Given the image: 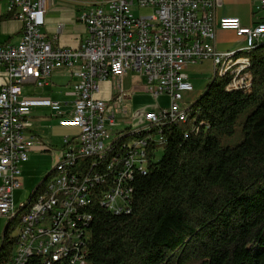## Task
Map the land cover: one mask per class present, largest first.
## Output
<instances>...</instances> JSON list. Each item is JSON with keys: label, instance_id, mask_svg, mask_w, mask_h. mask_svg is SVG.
Instances as JSON below:
<instances>
[{"label": "built area", "instance_id": "1", "mask_svg": "<svg viewBox=\"0 0 264 264\" xmlns=\"http://www.w3.org/2000/svg\"><path fill=\"white\" fill-rule=\"evenodd\" d=\"M216 2L90 1L77 18L86 29V39L78 49H63L53 48L41 32L48 0H8L7 13H12L22 27L17 45H0V68L7 74V82L0 87V217L15 207L13 194L21 188V167L34 148L35 139L28 134L33 109L49 108L58 117L59 127L75 130L62 139L52 164L74 161L75 170L55 179L31 215L18 225L21 238L5 264H90L83 260V253L88 252L95 210L102 208L114 216L130 214L134 196H129V189H135L138 177L147 175L150 162L156 161L158 150L164 147L126 141L125 145L136 144L137 152L125 154L122 147V154L115 159L122 160L118 173H110L111 163L102 171H94L95 162H88V154H98L112 137L115 117L108 112V103L120 106L124 102L122 80L126 74H141L148 95L167 101L166 107L146 111L141 125L160 121L168 126L169 117L180 116L184 94L193 91L187 66L213 65L224 52L214 46L217 29L235 32L244 39V47L264 37V0H257L255 9L260 17L248 27L238 18L224 17L215 22L212 11ZM134 7L151 13L135 17ZM61 29L57 26L56 33ZM56 71H66L76 80L70 114L62 113L57 102L23 95L26 84L43 88ZM250 77L247 74L232 84L248 83ZM108 81L113 82L114 89L106 101L97 94L100 85ZM151 137L166 138L161 133ZM142 151H149V158H142ZM103 177H110L109 187H102ZM107 190H117V199H107L91 211H80V203L88 196L96 192L106 196ZM70 210H79L78 231H71ZM83 214H90V222H83Z\"/></svg>", "mask_w": 264, "mask_h": 264}, {"label": "trees", "instance_id": "2", "mask_svg": "<svg viewBox=\"0 0 264 264\" xmlns=\"http://www.w3.org/2000/svg\"><path fill=\"white\" fill-rule=\"evenodd\" d=\"M11 18L12 13H7L0 21ZM212 66L213 76L220 80L208 84L195 102L197 119L192 127L182 110L181 120L169 119L168 126L149 124L144 131L115 138L102 155L88 158L95 162L94 171L112 163L110 173H118L122 160L115 159L123 146L125 154L132 149L134 144L122 145L130 137L145 146H164L161 157L150 162L147 175L138 177L135 189H129V196H134L130 214L114 216L102 208L95 210L83 260L90 264H264V39L225 53ZM247 74H251L248 83L232 84ZM158 133L166 138L151 137ZM144 152L149 158V151ZM55 165L23 206L37 198V190ZM109 186L110 177H103L102 187ZM102 193L90 196L80 211L102 205ZM16 216L17 211L6 218L0 264L8 261L17 240L8 236ZM83 217V222H90V214ZM73 218L78 231L79 212Z\"/></svg>", "mask_w": 264, "mask_h": 264}, {"label": "crops", "instance_id": "3", "mask_svg": "<svg viewBox=\"0 0 264 264\" xmlns=\"http://www.w3.org/2000/svg\"><path fill=\"white\" fill-rule=\"evenodd\" d=\"M90 1L83 0H48V10L45 13V23L41 28V32L47 37L53 48L63 49H78L82 42L86 39V29L78 21V16L82 12ZM8 0H0V18H3L7 14ZM257 0H217L216 6L212 11L213 20L216 22L221 18H238L243 27H248L258 20L260 14L256 12ZM61 25L62 29L60 33H56L57 26ZM21 24L13 19L0 21V45H17L21 38ZM215 48L218 51H224L222 53L238 52L249 48L251 44L244 47V39L236 36L235 32L227 30H216V41L214 43ZM212 71V64L210 62L198 63L188 65L186 72L188 74L189 82L194 77H208ZM127 76V74H126ZM126 76L122 80V86L127 85ZM75 79L71 78L66 71H56L52 74L49 83L43 88L45 92H38L43 88H37L32 84H26L23 87V95L28 97L47 98L51 101L57 102L61 105V111L64 114H70L72 106L75 100V93L73 85ZM7 82V74L3 68H0V87ZM113 82L108 81L100 85V92L97 97L103 100H109L113 92ZM35 90V91H34ZM126 95V92H125ZM127 99V100H126ZM131 103H136V94L125 97L126 103L130 100ZM128 101V102H127ZM150 108L147 111L157 110ZM31 128L28 134L33 136L35 144L33 150L28 154V161L21 167V188L16 190L13 194V202L15 208L19 204H22L27 200L33 191L41 184L45 178L47 172L50 170L55 156L60 149V145H49L46 141L53 140V137L45 138L34 131L32 128L38 127L44 132L50 130L53 131H66L70 129L61 128L58 126V117L55 112L49 108H35L31 112ZM36 119H42L41 121H35ZM67 132V131H66ZM70 132V131H69ZM74 133H71V135ZM62 139V138H61ZM60 139V142H61ZM62 143V142H61ZM39 156H47L49 161L42 168L39 169L40 183L34 185L24 200L18 204L15 203L14 197L21 192L22 186L26 185V180L22 181L25 174L32 169L30 166L31 159ZM4 228V218L0 217V238Z\"/></svg>", "mask_w": 264, "mask_h": 264}, {"label": "rangeland", "instance_id": "4", "mask_svg": "<svg viewBox=\"0 0 264 264\" xmlns=\"http://www.w3.org/2000/svg\"><path fill=\"white\" fill-rule=\"evenodd\" d=\"M132 13L135 17H140V16H146L150 14V10L147 9H141L138 7L132 8ZM213 66H212V71L210 72L208 77H194L191 79V85L193 87V91L191 93H186L184 94L183 102H182V110H186L189 119V125L192 127L194 123L196 122V108L194 106L195 102L202 97L206 91H207V86L208 84L214 83L215 81L220 80L219 78H215L213 76ZM127 85H124V92H126L127 96H132L133 94H136V103L133 104L131 103V100L126 103V100L120 105V106H115L113 103H108L109 105V110L108 112L112 113L115 117V126L112 129L110 135L112 137L108 138L107 144L105 146H108L112 140L115 138H124L127 135L131 133H138L140 131H144L149 127V124L146 125H141L143 122V115L145 112L150 109H156L158 107H166L167 101L166 98L162 97H151L148 95V91L146 89V81L144 76L138 73L134 72H128L126 76ZM35 91V90H34ZM46 89L43 88L39 90L38 92H45ZM125 95V97H126ZM32 118H30L31 120ZM42 120V119H41ZM40 119H36L35 121H41ZM129 124L132 125V127L129 126ZM38 127L32 128L34 131L39 133L40 135L43 136L45 135V138L53 137V140H47L46 142L49 145H60L59 148L54 149H60L62 146V139L65 136H70L71 133H75V130H64V131H53L51 132L50 130L44 132L42 129ZM117 132V133H116ZM154 136V134H151ZM62 138V139H61ZM155 138V137H154ZM61 139V142H60ZM130 141H133L132 138L130 137ZM125 144L122 142V145ZM129 147L132 146V144H127ZM162 155V151L158 150L156 158L159 159ZM30 166L32 169L28 171V174L24 173V176L22 178V181H27L26 185L22 186L21 192L14 197L15 203L18 204L20 201L24 200V198L27 196L31 188L40 183V173L38 172L40 168H42L45 164L48 163L49 159L47 156H39L37 158L31 159L30 160ZM56 163H54L55 165ZM51 166L50 170L53 168ZM49 170V171H50ZM54 172H51L49 176L45 179L44 185L37 190V194L40 193L43 188L47 186V184L50 182V180L53 178ZM32 202V200H31ZM31 202L21 210L19 213H17L16 218H14L13 222L9 225V230H8V236L9 237H16L19 233V219L25 214L26 209L31 205ZM20 204L17 206L19 207ZM19 211V210H18ZM17 211V212H18ZM7 224L6 218H4V228ZM3 228V230H4ZM2 236L3 232L1 234L0 238V246L2 242ZM13 251V249H12Z\"/></svg>", "mask_w": 264, "mask_h": 264}, {"label": "bare ground", "instance_id": "5", "mask_svg": "<svg viewBox=\"0 0 264 264\" xmlns=\"http://www.w3.org/2000/svg\"><path fill=\"white\" fill-rule=\"evenodd\" d=\"M261 39H264V37H259V39H257V41L261 40ZM225 57V53H221L219 55V59H216L215 62L213 63L214 67L220 62V60L222 58ZM178 117L180 120L182 119L183 117V114L180 113V116H175V117H169V119H174ZM160 121H151L149 124H159ZM160 141V140H159ZM160 144V142H159ZM140 146H145V142H140ZM105 147H103V149L98 152V154H88V158H92V157H97L98 155H102L104 152H105ZM137 152V145L134 144L132 149L128 151L127 154H132V153H136ZM142 158H145V152L142 151ZM110 165V164H109ZM108 165V166H109ZM75 162L74 161H67V162H60V163H56L55 167H54V170L52 172H54V176L53 178L50 180V182L47 184V186L45 188H43V190L38 193L37 195V198L34 199L32 202H31V205L26 209V212L25 214L19 219V225L21 224L22 221H24V219L26 217H28L29 215H31V212L34 210V208L36 207V204L41 200V198L43 197V195H45L46 191L48 190V188L50 186H52L53 182L55 179H58L59 176L61 175H66L67 173H72L74 172L75 170ZM112 168V163L110 165V169ZM101 193V192H100ZM102 195H104L102 193ZM101 195V196H102ZM90 196H88L87 200L85 202H81L80 203V209L82 206H85L89 201ZM107 199H117V190H107L106 192V196H102L99 200L101 202L102 205H104V203H107ZM91 202V201H90ZM26 206V205H25ZM25 206H23L22 204H20L19 207L17 208H12L11 211L8 212V215H6L4 218H10L12 217V215L14 213H16V211H18L17 213H19L21 210H23L24 208H26ZM79 210H70V221H71V231H76L77 230V226H76V221L75 219L73 218V216L78 213ZM78 216V215H77ZM84 219V217H83ZM80 220V219H79ZM21 238V231H19L17 237H16V241H19ZM7 262V261H6ZM1 264H5V262L1 263Z\"/></svg>", "mask_w": 264, "mask_h": 264}]
</instances>
